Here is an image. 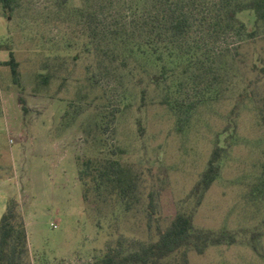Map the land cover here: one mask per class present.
<instances>
[{"label": "rangeland", "instance_id": "obj_1", "mask_svg": "<svg viewBox=\"0 0 264 264\" xmlns=\"http://www.w3.org/2000/svg\"><path fill=\"white\" fill-rule=\"evenodd\" d=\"M62 1L57 17L55 0H18L14 10L0 6V217L7 198H15L31 264H87L118 239L124 251L148 240L149 191L157 198L160 226L182 210L192 214L196 228L235 235L232 244L190 251V264H264V77L257 69L264 36L227 35L214 46L222 83L188 123H180L179 113L160 103L167 88L175 104L169 79L153 85L137 65L122 79L102 80L94 66L87 71L95 60L64 19L81 0ZM238 17L252 30V10ZM9 51L19 63V85L4 64ZM47 72L44 84L38 74ZM203 85L186 86L182 104L201 96ZM141 88H147L144 103ZM215 144L220 172L195 205L190 190ZM99 150L140 175V199L129 209L105 186L98 193L87 178L81 185L77 161Z\"/></svg>", "mask_w": 264, "mask_h": 264}, {"label": "trees", "instance_id": "obj_2", "mask_svg": "<svg viewBox=\"0 0 264 264\" xmlns=\"http://www.w3.org/2000/svg\"><path fill=\"white\" fill-rule=\"evenodd\" d=\"M62 2H54L56 17L63 8ZM17 4L18 0H0V6L8 10H14ZM243 10L254 13L250 31L238 17ZM68 11L64 19H69L73 32L86 40L83 52L95 60L87 71L94 66L95 74L102 80L122 79L133 76L139 66L153 85L169 79L175 86L173 93L177 94L175 104L170 103L167 88L160 103L171 105L179 113L180 123H188L194 109L208 100L213 89L217 92L222 83L220 62L211 52L214 46L227 35L264 36V0H81L79 6ZM4 64L10 68L13 83L19 85V63L12 51ZM257 69L264 77V58H260ZM38 75L46 84L51 73ZM197 81L206 90L182 104L180 92L186 86L192 87L191 84L195 87ZM140 94L144 103L147 88H141ZM263 108L259 109V115L264 125ZM219 151L215 144L205 169L190 190L195 205L219 175ZM104 152L99 150V155L77 161L82 166L78 168V179L81 185L92 183L98 193L105 186V191L115 193L125 209H129L140 199L137 192L140 175L112 153ZM145 209L151 232L148 240L135 241L131 250L124 251L118 239L117 244H108L100 257L87 264H190V251L203 254L209 246L232 244L236 240L233 233L224 229L196 228L192 214L182 210L164 227L160 226L155 218L157 198L153 191L147 194ZM251 247L259 252L255 242ZM0 264H31L23 212L13 197L7 198L0 217Z\"/></svg>", "mask_w": 264, "mask_h": 264}, {"label": "built area", "instance_id": "obj_3", "mask_svg": "<svg viewBox=\"0 0 264 264\" xmlns=\"http://www.w3.org/2000/svg\"><path fill=\"white\" fill-rule=\"evenodd\" d=\"M52 226H55L54 224Z\"/></svg>", "mask_w": 264, "mask_h": 264}]
</instances>
